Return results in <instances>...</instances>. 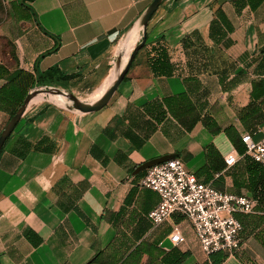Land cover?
Segmentation results:
<instances>
[{"label": "crops", "instance_id": "crops-1", "mask_svg": "<svg viewBox=\"0 0 264 264\" xmlns=\"http://www.w3.org/2000/svg\"><path fill=\"white\" fill-rule=\"evenodd\" d=\"M1 1V64L32 74L55 68L72 76L54 86L95 92L114 71L116 51L121 48L123 57L126 40L139 36L137 20L150 0ZM218 10L229 26L225 46L208 30ZM156 37L167 46L172 73L153 74L144 46L97 110L26 104L0 150V264H172L174 252L185 253L176 264H211L182 216L154 226L146 217L158 194L139 185L143 172L132 170L161 154L174 152L198 180L217 189L258 199L252 188L261 182L250 178L257 167L239 156L223 128L248 131L237 110L262 76L253 68L264 48V0L253 9L244 0H161L147 20L144 42ZM196 47L205 52L199 69L188 60ZM217 51L227 70L210 67L225 63L214 62ZM257 105L253 126L264 122V97ZM196 113L209 114L219 130L208 131L199 119L185 129L177 119ZM7 119L0 109V129ZM126 133L143 140L134 146ZM207 144L221 167L207 165ZM232 150L238 158L223 165L222 155ZM235 216L239 245L218 264H264V204ZM172 224L183 240L169 241Z\"/></svg>", "mask_w": 264, "mask_h": 264}, {"label": "built area", "instance_id": "built-area-1", "mask_svg": "<svg viewBox=\"0 0 264 264\" xmlns=\"http://www.w3.org/2000/svg\"><path fill=\"white\" fill-rule=\"evenodd\" d=\"M254 132H259L256 138L252 137ZM239 136L244 145L239 156L245 154L264 167V123L255 131L240 132ZM237 158L233 150L222 155L226 166ZM138 184L158 194V201L146 213L150 224L157 225L172 214H179L205 254L235 250L241 229L235 213L252 212L257 204L255 197L220 190L198 180L176 155L145 167ZM166 236L172 243L183 240L176 224L171 225Z\"/></svg>", "mask_w": 264, "mask_h": 264}, {"label": "trees", "instance_id": "trees-1", "mask_svg": "<svg viewBox=\"0 0 264 264\" xmlns=\"http://www.w3.org/2000/svg\"><path fill=\"white\" fill-rule=\"evenodd\" d=\"M250 9L255 8L262 0H244ZM228 25L225 22L224 16L220 10L217 11V15L209 22V34L216 35L215 38H212V41L215 43H221L223 46L228 44V40L224 37L225 30L228 29ZM223 37V38H222ZM150 42V43H149ZM147 43L148 46H147ZM146 47V61L151 70V72L155 75H168L172 73L174 64L169 60L167 46L165 42L160 38L156 37L154 40L145 41L140 47ZM259 55L254 59L255 66L253 71L258 74H262L256 80L251 82L250 96L251 100L248 101L245 105L241 106L237 110V115L239 121L248 129V131H255L258 126H253L251 120L253 118V114L256 113L258 108L257 101H260L262 97H264V48L259 50ZM249 62L245 63L247 66ZM41 75L45 78L43 79ZM71 74H64L55 68H51L44 72L43 74L37 73L32 74L31 72L24 70L22 68H14L9 70L3 64L0 63V79L4 81L0 84V109H3L7 112V118L15 111L17 106L20 104L23 96L35 83L44 84L45 81L53 85H59V80L66 79L71 77ZM194 115L190 118H178V121L185 129H189L195 121L199 119L201 124L210 132L214 133L219 130L218 125L211 118V116L207 113L197 116ZM262 123L263 120H262ZM226 136L232 143L234 149L237 153H242L244 151L243 142L240 140V136L238 131L233 126H226L223 128ZM131 141L134 146H138L143 138H139L134 140L132 136L128 133L125 134ZM144 137V136H143ZM7 138V137H6ZM4 139V141L6 140ZM42 140L39 139L38 142ZM3 141V143H4ZM2 143V145H3ZM1 145V146H2ZM1 150V147H0ZM216 150L212 147L211 144H207L205 146V156L207 158V165H209L212 169H217L221 167V163H214L212 161L216 156ZM247 159H251L247 155H243ZM252 160V159H251ZM219 162V161H218ZM222 162V161H221ZM255 166L257 167V172L255 176H250V178H257L258 182H261V186H257L252 188V194L257 196V202L264 204V167L259 165V163L253 160ZM224 165V163L222 162ZM203 166L199 169H204ZM144 169L140 170L139 173L143 172ZM261 178V179H260ZM261 180V181H260ZM136 249V248H135ZM133 251V254L137 252V250ZM225 251L217 250L209 253V258L211 264H218L221 259L226 255ZM185 253H173V262L172 264H176L183 258ZM95 258V256L91 257V261ZM89 260V261H90ZM135 264V261L134 263Z\"/></svg>", "mask_w": 264, "mask_h": 264}, {"label": "water", "instance_id": "water-1", "mask_svg": "<svg viewBox=\"0 0 264 264\" xmlns=\"http://www.w3.org/2000/svg\"><path fill=\"white\" fill-rule=\"evenodd\" d=\"M160 1L161 0H150L149 3L147 4V6L145 7V9L143 10V12L138 17L137 22L140 25L139 30L141 31L140 39L131 48L130 53L128 55V58H127L126 62L124 63L120 72L114 77L112 82L107 86V88L104 90V92L101 94V96L98 99H96L95 101H82L81 99L79 101H76L78 99V97L73 95V93L71 91H68L66 89H63V88H60V87L54 86V85H41V84L37 85V84H35L29 90H27V92L23 96L20 104L17 106L15 111L8 117V119L5 121V123L1 127V129H0V147H1L4 139L11 132V130L13 129L17 120L21 116V113H22L23 109L25 108L29 98L36 91H42L46 94L53 93V92L63 94L65 97H68V98L73 100V103H71L70 106H67V108L74 109V110H77L79 112L94 111V110H97L98 108H100L102 105H104L105 102L111 96L114 89L116 88L118 82L121 80L123 74L125 73L128 65H129V62H130V60L134 54V51L136 50V48H138L139 46H141L143 44V42L145 40V27H146L147 20L149 19L150 15L155 10V8L157 7V5L159 4ZM118 59H119V56L116 57L115 62H117ZM172 156H175L174 152H169V153L161 154V155L156 156V157L146 159V160L138 163L133 168L132 171L137 172L138 170L144 169L145 167L149 166L152 163L162 161V160L169 158V157H172Z\"/></svg>", "mask_w": 264, "mask_h": 264}, {"label": "rangeland", "instance_id": "rangeland-1", "mask_svg": "<svg viewBox=\"0 0 264 264\" xmlns=\"http://www.w3.org/2000/svg\"><path fill=\"white\" fill-rule=\"evenodd\" d=\"M4 13H5V9H4V5H3V3H2V1L0 0V19L4 16ZM127 32H124V33H122L118 38H117V40H116V45L118 46V44L120 43V41L124 38V36H125V34H126ZM140 36H141V31L139 32V36L137 35V39H136V41H135V44L138 42V40L140 39ZM150 43V42H149ZM149 43H147V46H148V44ZM146 46V47H147ZM145 47V48H146ZM141 49V47L139 46L138 48H136V50L134 51V53L135 52H137L138 50H140ZM196 54L197 55H194L195 53L193 52V56L190 58V59H188L189 61H190V65L192 66V67H198V68H196V69H199L200 67L199 66H201V63L202 62H204V63H206V61L204 60V61H202V57H204V54H205V52H203L202 51V53H201V49H199L198 47H196ZM121 48H119L117 51H116V53H115V56H114V58H113V61H112V63H111V65L113 64V62L115 61V59H116V57L117 56H120V54H121ZM219 53V54H218ZM202 54V55H201ZM221 54V51H217V52H215L214 54H213V56H212V59L214 60V62H216L218 59H219V62H225L224 63V65L223 66H221V65H219V63H218V65H216V64H213V66L211 65L210 67H214V69L213 70H221V69H224V70H227L226 68V63H227V61H226V59H225V55L222 53V56L220 55ZM205 59V58H204ZM124 75V74H123ZM123 77V76H122ZM66 90H68V91H71V90H69V89H66ZM91 90V87H88V88H85V89H82V90H80L79 92H73V91H71L72 93H73V95H75V96H77V97H80L81 98V100L82 101H89L88 99H87V97H88V95L90 94V91ZM90 91V92H89ZM88 92V93H87ZM40 105H42V104H49V105H53V106H56V107H59L60 109H62V110H64V111H75V112H79V111H77V110H74V109H70V108H67V106L68 105H66V104H64L62 101H59L58 99H56V98H47V99H45V100H42L40 103H39ZM61 104H63V105H61ZM193 234V233H192ZM192 239H193V235H192Z\"/></svg>", "mask_w": 264, "mask_h": 264}, {"label": "bare ground", "instance_id": "bare-ground-1", "mask_svg": "<svg viewBox=\"0 0 264 264\" xmlns=\"http://www.w3.org/2000/svg\"><path fill=\"white\" fill-rule=\"evenodd\" d=\"M140 26V25H139ZM131 35V34H130ZM136 34H133L128 40H126V46L123 49V57L120 55L118 61L116 62V66L114 68V71L107 77V79L104 81V83L102 84V86L100 88H98L95 92H91L87 99L89 101H95L96 99H98L101 94L104 92V90L107 88V86L112 82V80L114 79V77L120 72V70L122 69L124 63L126 62L128 55L130 53L131 48L134 46V43L136 41ZM47 98H56L59 101H62L64 104L70 106L71 103H73V100L65 97L63 94L57 93V92H53V93H44L42 91H36L28 100L27 104L30 103H36L42 100H45ZM81 98L78 97V99L76 101H79Z\"/></svg>", "mask_w": 264, "mask_h": 264}]
</instances>
